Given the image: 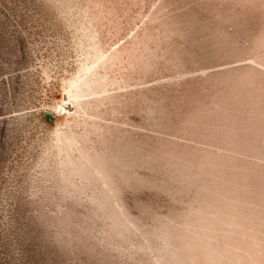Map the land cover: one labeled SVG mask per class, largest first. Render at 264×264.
<instances>
[{
    "label": "rangeland",
    "instance_id": "rangeland-1",
    "mask_svg": "<svg viewBox=\"0 0 264 264\" xmlns=\"http://www.w3.org/2000/svg\"><path fill=\"white\" fill-rule=\"evenodd\" d=\"M0 264H264V0H0Z\"/></svg>",
    "mask_w": 264,
    "mask_h": 264
}]
</instances>
